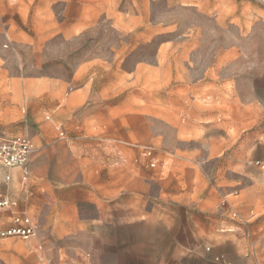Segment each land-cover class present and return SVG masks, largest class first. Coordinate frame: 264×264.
Wrapping results in <instances>:
<instances>
[{
    "label": "crops",
    "instance_id": "0c3cea01",
    "mask_svg": "<svg viewBox=\"0 0 264 264\" xmlns=\"http://www.w3.org/2000/svg\"><path fill=\"white\" fill-rule=\"evenodd\" d=\"M115 1L109 0L114 22L122 28V22L137 23L133 32L124 29L137 40L135 44L119 42L109 48V57L81 60L67 68V74L28 78L27 87L42 88L33 90L38 95L33 102L46 104L39 112L47 122L33 120L23 129L35 146L28 181H22L19 168L0 163V198L12 203L0 209V229L9 227L15 214H25L35 226L37 245H41L40 233L47 246L73 252L74 258H53L59 264H116L117 254L110 251L109 258H95L104 247L97 232L99 194L103 198L106 193L105 187L99 191L101 178L125 173V167L138 172L148 166L146 147L153 149L157 164L155 147L112 138L106 126L99 124L98 117L114 109L104 104L132 97L120 99L115 88L121 92L125 87H142L145 92L146 86H152L160 100L167 86L162 72L169 70L166 95L177 114L181 106L193 121L216 120L227 132L241 134L243 113H250L251 127L264 113V4L259 8L256 0H130L128 10H120ZM98 12V0H0V39L3 26L11 41L26 43L34 54H45L55 38L64 44L76 39L83 28L97 22ZM246 22L250 30L243 34ZM163 28L169 30L164 31L169 41L160 40L154 46L153 63H147L136 45L165 35ZM203 38L213 42L205 45ZM246 39L248 47L243 46ZM192 43L193 47H187ZM184 54L185 62L184 57L180 59ZM189 55L194 56L192 60ZM244 55L250 59L243 65L239 58ZM158 103L161 106L162 99ZM260 139L264 141V136ZM125 149L136 150L131 161L121 157ZM243 166L239 159L228 161L224 173L239 177L245 172ZM119 193L117 187H109L110 199ZM215 261L225 263L222 258Z\"/></svg>",
    "mask_w": 264,
    "mask_h": 264
},
{
    "label": "rangeland",
    "instance_id": "374dc122",
    "mask_svg": "<svg viewBox=\"0 0 264 264\" xmlns=\"http://www.w3.org/2000/svg\"><path fill=\"white\" fill-rule=\"evenodd\" d=\"M256 1L262 8L264 3ZM116 2L120 10L130 4V0ZM109 6V0H98L97 22L65 44L58 43L57 38L51 40L45 54H34L26 43L11 41L1 26L0 136L24 135V127L33 120L47 124L39 112L46 104L33 102L38 97L33 90L42 88L27 87L28 78L67 74V68L81 60L109 57V48L119 42L135 44L137 40L124 29L133 32L137 23L122 22V28L121 23L114 22ZM242 30L248 34L250 23L243 24ZM164 33L136 45L141 48L139 57L153 63L154 46L160 40L169 41V33ZM201 41L205 45L213 42L208 38ZM244 41L243 46L248 47L249 40ZM182 57L185 62V54ZM249 59L248 55L240 56L239 62L248 64ZM169 75V70L162 72V83L167 86L163 87L161 106L152 86H146L145 92L133 86L120 92L118 87L115 90L120 99L132 97L104 104L114 109L98 117L110 137L153 146L158 159L154 168L145 166L133 172L125 167V173L101 178L99 191L105 187L106 193L103 198L99 194L97 232L104 239V247L95 258H109L110 251L117 254L116 264H264V174L255 166L256 160L264 159V141L260 139L264 136V113L258 114L252 127L250 113H243L241 134L227 132L216 120L193 121L180 105L177 114L166 95ZM124 151L121 157L131 161L136 150ZM234 159L244 165L245 172L239 177L224 173L228 161ZM113 186L121 193L110 199L109 187ZM115 203L119 205L112 209ZM90 212L87 207L86 215ZM39 237L40 246L35 238H0V264H59L53 258H74L67 248L49 247L43 235L39 233Z\"/></svg>",
    "mask_w": 264,
    "mask_h": 264
},
{
    "label": "built area",
    "instance_id": "2783aa9c",
    "mask_svg": "<svg viewBox=\"0 0 264 264\" xmlns=\"http://www.w3.org/2000/svg\"><path fill=\"white\" fill-rule=\"evenodd\" d=\"M261 1L264 2V0ZM58 131L63 136V133L60 130ZM34 150V143L27 136H0V163L9 168H19L22 171L21 179L23 182H27L30 177L28 162ZM144 156L147 159L148 166L154 168L156 160L151 147L145 148ZM255 165L264 173V159L256 160ZM11 205L12 203L8 198H0V209L8 208ZM11 236L36 239L37 233L32 220L25 214H15L11 225L5 229H0V238Z\"/></svg>",
    "mask_w": 264,
    "mask_h": 264
}]
</instances>
